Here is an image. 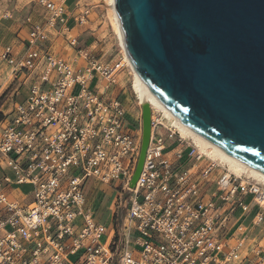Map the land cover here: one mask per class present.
Returning <instances> with one entry per match:
<instances>
[{
    "label": "built area",
    "instance_id": "2783aa9c",
    "mask_svg": "<svg viewBox=\"0 0 264 264\" xmlns=\"http://www.w3.org/2000/svg\"><path fill=\"white\" fill-rule=\"evenodd\" d=\"M38 2L47 17L40 23L26 16L25 49L0 43V68H9L0 82V170L10 168L14 174L0 181V264H232L241 243L224 250L216 232L226 220L225 210L212 197L202 200L196 175L207 183L217 173L215 192L221 202L229 194L250 193L261 206V193L253 189L257 182L242 184L226 169L217 171L212 159L199 166L205 155H198L192 139L181 137L171 123H160L150 107V141L130 189L141 125L126 130V107L118 93L104 96L89 87L98 78L106 88L115 84L118 69L76 48V36L66 39L76 48L72 59L44 47V29L59 25L68 30V16L61 1ZM88 12L79 13L77 23L84 24ZM21 86L28 95L18 103ZM155 116L162 118L159 111ZM170 147L171 155L164 156ZM185 152L193 162L176 166ZM90 178L104 186L120 178L119 190L130 193L119 228L112 214L109 238L87 205L83 187ZM20 184L31 186L29 201L9 194L7 188Z\"/></svg>",
    "mask_w": 264,
    "mask_h": 264
},
{
    "label": "water",
    "instance_id": "95a60500",
    "mask_svg": "<svg viewBox=\"0 0 264 264\" xmlns=\"http://www.w3.org/2000/svg\"><path fill=\"white\" fill-rule=\"evenodd\" d=\"M125 51L186 126L264 172V0H114ZM134 189L151 135L142 102Z\"/></svg>",
    "mask_w": 264,
    "mask_h": 264
},
{
    "label": "crops",
    "instance_id": "0c3cea01",
    "mask_svg": "<svg viewBox=\"0 0 264 264\" xmlns=\"http://www.w3.org/2000/svg\"><path fill=\"white\" fill-rule=\"evenodd\" d=\"M81 1L61 0L65 6L66 15L68 16L66 24L68 30L65 31L59 25L55 28L47 27L44 29L43 36L40 38L44 47L50 49V51H53L58 56L72 59L73 56L75 57L76 48L81 47L89 52L90 48L96 44V41L91 38L94 35V31L90 28L91 26H86L83 29L86 24H79L76 21L78 14L83 11ZM28 15L34 21L43 23L46 20L47 11L38 0H0L1 44L15 43L17 46L25 49V39L30 27V24L25 20ZM88 21L89 15L87 14L86 22ZM73 30H76V34L74 35H72ZM83 32L86 33L82 38ZM71 36H76V48H70L66 45V39ZM79 61L81 60L77 59V63ZM7 77L8 73L3 75V79H0L1 83ZM101 81L102 79L98 78L91 84L92 87L98 88L99 92H104L108 88L106 86L103 87ZM189 161L187 159L184 162L181 159L178 161L179 163L175 162V165L181 168L188 167L191 165ZM196 179L200 181L202 200L212 197L217 204H222V208L225 210L226 220L223 221V225L218 227L216 232V237L224 245V250L232 248L238 242L241 243L238 249L234 251L232 264H264V205H256L252 197L246 202L245 198L252 194L243 195L238 192L229 194L227 202H221L216 195V184L213 179L204 183L199 179V173L196 175ZM91 186L90 192L86 196L87 205L90 207L98 191L104 188H111V186L101 185L95 180H93ZM7 190L12 198L20 201L25 200L23 197L24 194L18 188L11 186ZM244 206H246V209H243Z\"/></svg>",
    "mask_w": 264,
    "mask_h": 264
},
{
    "label": "rangeland",
    "instance_id": "374dc122",
    "mask_svg": "<svg viewBox=\"0 0 264 264\" xmlns=\"http://www.w3.org/2000/svg\"><path fill=\"white\" fill-rule=\"evenodd\" d=\"M55 1H61V0H55ZM71 1V0H69ZM82 9H88V15H89V21L85 22L86 24L83 29L86 26H91L90 28L94 31V35L91 36L93 40L96 41V44L90 48L89 53L95 56L96 58H100L102 61L110 63L112 65H115V67L118 69L116 73V82L115 84H112L108 86V89L104 91V96H110L116 95L118 93V96L126 109V124L125 128L128 131H132L133 128L140 124L141 125V111H140V105L138 104L137 98L133 95L130 85L132 82L133 74L130 70V67L127 64V61L125 59V56L123 54V51L121 47L119 46V42L117 39V28L116 24L114 22V15L112 12V9L110 5L108 4V0H82L81 1ZM86 32H83L82 38L85 35ZM76 34V30H73L72 35ZM9 72V68L6 66H3L0 68V79L2 80V76ZM0 80V82H1ZM102 86H106V82L102 79L101 81ZM89 87L92 88V84H89ZM28 95L27 88L23 86L19 93L17 94L15 101L16 102H22ZM165 122V121H164ZM165 125H167V122H165ZM174 150V147H170L169 149L164 151V156L171 155V152ZM208 157L204 156L202 157L201 162H199V166L205 165L208 162ZM5 160V159H4ZM182 161H187L186 152L183 155ZM193 160H190L189 163L191 164ZM188 163V164H189ZM3 167V165L1 166ZM226 167L224 165H218L217 171H224ZM4 175L9 176L11 179L14 178V174L10 170V168H4L3 170H0V181H2V177ZM215 179L217 173H213ZM242 178L246 181L251 180L257 182V186H259L262 191L264 190V186L262 183L258 182L257 180H254L253 178H250L247 173H242ZM93 180L90 178L87 180L83 187V192L85 196H88L90 192V188L92 187ZM120 178L115 179L112 182L111 188H104L101 191L97 192L96 197L94 198V201L91 204V209L94 212V215L96 219L103 224L107 229V238L110 237V230L112 228V214L114 212L116 221L114 220L113 223L117 224V227L122 224V220L124 217L125 209L127 206V200L130 196V193L126 190L121 192L119 190L120 188ZM13 188H18L20 192L23 194H27L29 190L31 189L30 185L26 184H20L17 186H12ZM121 193V194H120ZM29 194L25 197V201H29L30 198L28 197ZM121 197V206L120 208H117L115 206L117 199ZM252 197V195H248L245 198V201H249V199ZM264 201L262 202V204ZM138 234H131L130 239L131 241L134 240V238ZM76 256H71V259H75Z\"/></svg>",
    "mask_w": 264,
    "mask_h": 264
},
{
    "label": "bare ground",
    "instance_id": "6f19581e",
    "mask_svg": "<svg viewBox=\"0 0 264 264\" xmlns=\"http://www.w3.org/2000/svg\"><path fill=\"white\" fill-rule=\"evenodd\" d=\"M108 4L110 5L113 15H114V22L117 28V39L119 42V46L121 47L125 59L127 61L128 66L133 74L132 82L130 85V89L133 95L137 98L138 104L142 102L149 103L150 107L154 109L153 117L158 119L160 123L165 126V122L171 123L175 129L179 132L181 137L183 138H190L192 139L193 145L198 150V155L202 154L207 156L209 159H212L219 165H224L226 167L227 173L234 174L237 178H240V182L244 184L247 182L242 178V173H247L250 178L257 180L258 182L262 183L264 186V172L253 168L244 162L238 160L237 158L231 156L228 152L224 151L223 149L219 148L213 142H210L196 132L191 130L188 126H186L183 122H181L148 88L145 82L141 79V77L136 72L135 68L133 67L123 44L122 35L119 28V20L117 16V12L115 9L114 0H108ZM157 111L161 112V117L158 118L155 116ZM165 119V120H164ZM165 121V122H164ZM253 189L257 191V193H261V199L259 202L264 201V190L260 191V187L257 185L253 186Z\"/></svg>",
    "mask_w": 264,
    "mask_h": 264
}]
</instances>
